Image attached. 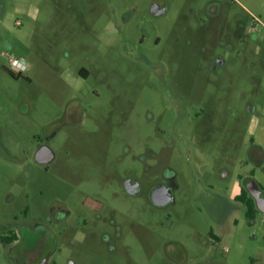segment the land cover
I'll return each instance as SVG.
<instances>
[{"label": "rangeland", "instance_id": "1", "mask_svg": "<svg viewBox=\"0 0 264 264\" xmlns=\"http://www.w3.org/2000/svg\"><path fill=\"white\" fill-rule=\"evenodd\" d=\"M249 179L264 0H0V264H264Z\"/></svg>", "mask_w": 264, "mask_h": 264}, {"label": "water", "instance_id": "2", "mask_svg": "<svg viewBox=\"0 0 264 264\" xmlns=\"http://www.w3.org/2000/svg\"><path fill=\"white\" fill-rule=\"evenodd\" d=\"M165 11H166L165 5H155L152 8V12H154L156 15L163 14ZM38 158L43 162H47L53 159V153L49 149L44 147L39 151ZM129 183L130 182H128L126 185L128 191L130 193H137L139 191V186L131 185ZM252 184L253 187L250 186L248 190L255 198L258 209L264 212V195L261 194V191L255 182H252ZM153 200L158 205H166L167 203H169L172 200V196L169 188L165 186H158L156 191L154 192Z\"/></svg>", "mask_w": 264, "mask_h": 264}, {"label": "trees", "instance_id": "3", "mask_svg": "<svg viewBox=\"0 0 264 264\" xmlns=\"http://www.w3.org/2000/svg\"><path fill=\"white\" fill-rule=\"evenodd\" d=\"M236 199L238 201H241L242 203H244V205L247 208V216L250 220H254L255 216H256V212L258 211V208L256 206V200L255 198L248 194V191L246 189H243L242 192L237 195ZM11 236H3L1 239L3 242L7 243L9 242L8 239ZM17 239L16 236L14 235L11 240Z\"/></svg>", "mask_w": 264, "mask_h": 264}, {"label": "flooded vegetation", "instance_id": "4", "mask_svg": "<svg viewBox=\"0 0 264 264\" xmlns=\"http://www.w3.org/2000/svg\"><path fill=\"white\" fill-rule=\"evenodd\" d=\"M82 71L84 72V73H86V77H88L90 74H89V72L85 69V68H83L82 69ZM253 149V148H252ZM251 152H252V150H251ZM254 162V161H253ZM257 164V163H256ZM128 182H130L129 184H131V185H138L139 186V184L137 183V180H135L134 178H130V179H128L127 181H126V185H127V183ZM247 184H249L250 186H252L253 187V184H252V182H251V180L249 179V180H247ZM166 187V186H165ZM127 188V187H126ZM168 188V187H167ZM157 189V188H156ZM169 190H170V188H169ZM127 191H128V189H127ZM139 191H140V187H139ZM139 191L137 192V193H131V194H138L139 193ZM156 191V190H155ZM260 191H261V194L262 195H264V192H263V190L260 188ZM129 192V191H128ZM130 193V192H129ZM170 193H171V196H172V192H171V190H170ZM154 195V194H153ZM172 199H173V196H172ZM172 201V200H171ZM168 204V203H167ZM54 210V209H53ZM54 211H56V210H54ZM63 217V215H61V217L59 216V218H62ZM31 232V231H30ZM44 239V238H43ZM41 247V246H40ZM32 248V247H31ZM39 248V247H38ZM36 264H46L45 263V261L44 260H38L37 261V263Z\"/></svg>", "mask_w": 264, "mask_h": 264}, {"label": "built area", "instance_id": "5", "mask_svg": "<svg viewBox=\"0 0 264 264\" xmlns=\"http://www.w3.org/2000/svg\"><path fill=\"white\" fill-rule=\"evenodd\" d=\"M16 24L21 25V21L17 20ZM8 63L12 66L14 70H17L19 72H22L26 69V63L21 59L16 58L15 56H9Z\"/></svg>", "mask_w": 264, "mask_h": 264}, {"label": "crops", "instance_id": "6", "mask_svg": "<svg viewBox=\"0 0 264 264\" xmlns=\"http://www.w3.org/2000/svg\"><path fill=\"white\" fill-rule=\"evenodd\" d=\"M68 70H69V69H68ZM254 147L260 149V147L257 146V144L254 145ZM258 166H261V164H258ZM256 206H257V205H256ZM257 208H258V207H257ZM258 210H260V209H258ZM14 235L16 236L17 239H14V240L12 239V240H11V238H12ZM5 236H11V237H9V239H8L9 242H7V243H4V242L2 241V239L0 238L1 242L4 243L5 245H6V244H11V245H13V244H18V242H19V240H20V236H19V233H18V232H15V233H13V234H11V235H5ZM25 252L28 254V247H27V249L25 250Z\"/></svg>", "mask_w": 264, "mask_h": 264}]
</instances>
